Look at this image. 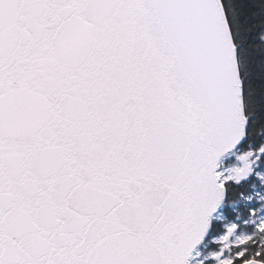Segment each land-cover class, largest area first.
<instances>
[{
	"label": "snow or ice",
	"instance_id": "6c2138e0",
	"mask_svg": "<svg viewBox=\"0 0 264 264\" xmlns=\"http://www.w3.org/2000/svg\"><path fill=\"white\" fill-rule=\"evenodd\" d=\"M0 264H264V0H0Z\"/></svg>",
	"mask_w": 264,
	"mask_h": 264
}]
</instances>
